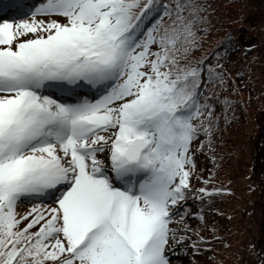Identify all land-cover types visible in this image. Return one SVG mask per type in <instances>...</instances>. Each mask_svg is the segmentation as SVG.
<instances>
[{"label": "snow or ice", "instance_id": "obj_1", "mask_svg": "<svg viewBox=\"0 0 264 264\" xmlns=\"http://www.w3.org/2000/svg\"><path fill=\"white\" fill-rule=\"evenodd\" d=\"M11 7L0 0V264H173L192 145L211 132L201 98L223 82L182 63L206 9L41 0L16 23Z\"/></svg>", "mask_w": 264, "mask_h": 264}, {"label": "trees", "instance_id": "obj_2", "mask_svg": "<svg viewBox=\"0 0 264 264\" xmlns=\"http://www.w3.org/2000/svg\"><path fill=\"white\" fill-rule=\"evenodd\" d=\"M236 1L242 5L247 1L246 8L250 11H261L263 14L260 15L264 17V0ZM199 3L206 9L201 13L206 21L197 25L196 45L182 63L190 67L208 65L215 72L222 74L223 82L221 83L220 78L217 77L216 82L207 83L205 96L201 98L203 101L207 97L211 105V119H205L206 124H211V132L210 134L202 132L200 138L196 140L193 155L196 165L193 194L197 195L196 188L205 186L212 187L214 192L218 191L219 194L207 196L198 202L190 200L192 203L189 207L195 214L197 222L196 232L205 237L204 240H200L192 236L191 240L196 246L191 254V264H219V254L230 232L228 235L219 234L217 227L222 230L230 229L228 221L224 222L229 214L225 205L232 202L235 195L234 185L241 172L240 168L237 169L239 164L248 166L236 157L247 153V146L255 141L251 131L254 124L259 126L261 133L262 130L264 131V93H257L259 87L251 89L250 94L255 98L256 109H259L260 97H263L262 109L253 119L250 115L252 109L249 106L244 107L243 98L237 96V88L242 87L249 80H259L264 83V48L261 43L253 39L252 34L259 27L255 20H260L261 17L251 19L250 22L246 20L245 23H251L252 28L249 25H241L242 30L239 32L243 33H239L238 37L237 34L230 33L235 29L225 28L224 25L226 23L224 18L237 15V12L224 11L228 0H199ZM242 22L244 23V20ZM216 37L221 38V42L207 54L206 50ZM221 58H224V64L219 63L218 59ZM244 125L247 126V131L243 129ZM261 141H264V136L258 141L259 144H263ZM257 157L263 159L264 166L263 155L259 154ZM209 180L211 185L204 183ZM263 189L261 187V192ZM189 198L193 199L191 194ZM248 260L255 262L256 255H249ZM261 264H264L263 259Z\"/></svg>", "mask_w": 264, "mask_h": 264}, {"label": "rangeland", "instance_id": "obj_3", "mask_svg": "<svg viewBox=\"0 0 264 264\" xmlns=\"http://www.w3.org/2000/svg\"><path fill=\"white\" fill-rule=\"evenodd\" d=\"M246 7H248L247 1L242 5L239 1L228 0V3L224 6V11L237 12V15L231 18H224V21H226L224 24L225 28L237 30L238 33H235L237 32L235 30L230 33L237 34L239 37V33H243L239 32L242 30L240 29L241 25H249L251 27V23H245L246 20L250 22L251 19L255 20V18L261 17L260 20H255L259 24V27L257 26L258 29H255L252 34L253 39L261 43L264 48V17L260 15L263 13L257 10L250 11ZM242 20H244L245 24ZM220 42L221 38L216 37L213 40V44L206 50V53L211 52ZM218 61L220 64H224V58L218 59ZM253 87L260 88V90H257V93H264V83L259 80H249L248 83L237 88V96L243 98L244 107L249 106L252 109L250 115L255 119L257 112L262 109L263 97H260L261 105L259 109H256L255 98L250 94ZM243 129L248 130L246 125L243 126ZM251 131H253L255 141H252L247 146V153L236 157V159L241 160L248 166L239 164L237 169L240 168L241 172L234 185L235 195L233 196L232 202L225 205L229 214L224 222L226 220L228 221L230 229L222 230L217 227L219 234L228 235V232H230L223 246V250L219 254V264H261L262 259L264 260V189L262 192L260 190L261 187L264 188V166L262 165L263 159L260 160L257 157L259 154H262L264 158V141H261L263 144H259L258 142L264 136V131L262 130L261 133L259 126L256 124L252 126ZM31 208H17V212L19 215H23L27 211H30ZM185 208L186 206L181 208L180 215H175V212L173 213L174 220L170 225V228L175 231V238L177 240L183 239L182 244L175 243L173 240L169 242L168 248L173 250V254H171L173 264H191V254L193 251L191 249L193 246L190 244L192 243L190 236L197 233L195 229L197 222L195 221V216L189 214L193 211L191 209L185 210ZM186 236L187 239H184ZM254 254L256 255L255 262L249 261L248 256H253Z\"/></svg>", "mask_w": 264, "mask_h": 264}]
</instances>
